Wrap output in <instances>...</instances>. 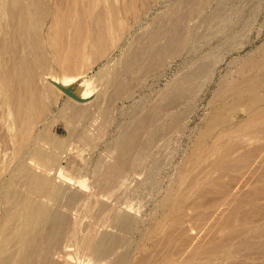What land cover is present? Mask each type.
Here are the masks:
<instances>
[{"label":"rangeland","instance_id":"374dc122","mask_svg":"<svg viewBox=\"0 0 264 264\" xmlns=\"http://www.w3.org/2000/svg\"><path fill=\"white\" fill-rule=\"evenodd\" d=\"M183 1L138 0L131 7L125 21L131 30L119 31L118 37L111 40L115 45L113 54L85 76L91 83L92 98L104 95L98 108L93 105L90 113L82 112L80 101L58 93L51 109L35 116L32 135L43 134L37 143L58 153L64 161L61 177L57 165L50 175L54 173L66 192L79 194L75 201H70L68 195L58 201L43 197L69 216L66 237L48 252L49 264H115L124 252L143 264H188L182 256L191 240L213 250L246 240L253 254L245 264H264V191L253 201L258 192L246 188L242 180L236 179V173L221 168L215 157H207L206 153L193 156L197 142L213 131L214 117L224 102L234 100L242 76L251 74L249 68L264 59V0H228L225 4L224 0H195L189 7ZM49 2L53 4L54 0ZM194 4L196 11L182 29L184 43L174 42L172 48L151 59L148 69L126 72L129 64L125 59L132 57L131 44L151 41L153 31L160 32L164 40L166 33L172 34L177 15L188 12ZM201 66L205 70L192 77ZM101 69L108 73L123 71L120 81L127 87L117 94L116 86L105 84ZM238 109L244 112L243 107ZM143 118L146 120L141 123ZM0 132L4 138L0 144V170L6 171L1 175V186L3 179L11 177L19 157L15 156L8 128L3 125ZM46 133L52 138H45ZM125 134L135 145L121 158L118 144ZM33 141L31 137L26 156L33 154L30 159L50 161L49 157L36 155ZM120 162V169L113 171L112 167ZM4 195L0 193V226L17 228L21 223L20 207L5 202ZM104 202H121L122 210L134 217L135 229L127 232L119 227L113 212L112 216L108 214L109 225H98ZM161 223L162 234L139 247L142 235L154 232ZM232 226H246L249 232H232ZM73 229L78 238L70 241ZM89 230L99 236L107 230L125 237V241L111 253L98 256L77 244ZM15 253L17 247L13 246L6 255Z\"/></svg>","mask_w":264,"mask_h":264},{"label":"bare ground","instance_id":"6f19581e","mask_svg":"<svg viewBox=\"0 0 264 264\" xmlns=\"http://www.w3.org/2000/svg\"><path fill=\"white\" fill-rule=\"evenodd\" d=\"M137 1L54 0L52 4L49 0H0V129L3 125L8 128L10 142L15 144V156L19 157L11 177L3 179L0 193H5V202H13L20 207L18 217L21 220L17 228L5 224L0 226V264H49L48 252H52L51 248L58 245L62 237H66L65 225L69 216H66V211L65 214L58 207H52L48 200L58 201L68 195L70 201H75L79 194L66 192L64 184L53 177L54 173L50 175L57 165L60 168L59 170L56 167L57 172L60 171L61 177L64 161L58 153L49 152L37 143V139H43V134L35 137L32 135L34 118L51 109L58 93L80 101L82 112L90 113L93 105L97 108L100 106L104 95L101 93L93 99L91 83H88L85 76L99 61L108 59L113 54L115 45L111 40L118 37L119 31L124 30L127 33L131 30L125 25V21ZM194 1L186 0L187 3L183 1V4L185 2L189 7ZM227 1L224 0L223 3ZM196 8L194 4L188 8V12L177 15L172 22V34L166 33L164 40L158 34L160 32L153 31L151 41L133 42L132 57L125 59L129 64L126 72L148 69L151 59L172 48L174 42L178 41L182 45L185 38L183 26L185 28L187 19ZM222 9L220 6V11ZM138 42L144 44L140 46L137 45ZM249 69L251 74L242 76L239 86L236 87L234 100L232 103L224 102L222 110L214 117L213 131L207 134V138L203 137L197 142L193 156L206 153L207 157H215L222 164L221 168L236 173L239 177L236 179L242 180L246 188L250 187V190L258 192L252 199L256 201L258 195L264 191V59L255 62ZM204 70L205 67L201 66L191 76ZM122 72L118 70L116 73H108L103 69L100 72L106 85L116 86L117 94L127 87L120 81L125 74ZM57 74L63 77H56ZM66 90L81 100L74 98ZM241 107L244 108L242 114L238 109ZM31 137L34 139L32 145L36 155L49 157L50 161H41L39 158L32 160L30 157L35 156L33 154L26 156ZM46 137L52 138L49 133L45 134ZM209 137L213 139L210 142L207 141ZM3 139L0 132V144ZM134 145L132 137L125 134L118 144V155L124 157ZM252 162L260 164L251 165ZM122 163L114 165L112 170H119ZM3 173L6 171L1 169L0 180ZM37 196L41 198L38 199ZM87 196L91 198V195ZM181 196L182 194L179 200L182 199ZM121 202L101 203L98 225H109L108 214L113 212L119 227L127 232L133 231L134 217L129 211L122 210ZM218 205L214 204L216 207ZM163 225L161 223L152 233H144L139 247L154 236L162 234ZM231 230L243 235L249 232L246 226H232ZM70 237V241L78 238L76 229H73ZM81 239V243L77 244L93 250L98 256L111 253L125 241V237L113 235L107 230L100 236L89 230ZM168 240L171 242L172 239ZM13 246L17 247V253L6 255ZM251 247L245 240L213 250L191 240L184 248L182 258H187L188 264H191L188 259L192 264H245L253 254ZM115 264L143 262H134L132 256L124 252Z\"/></svg>","mask_w":264,"mask_h":264},{"label":"water","instance_id":"95a60500","mask_svg":"<svg viewBox=\"0 0 264 264\" xmlns=\"http://www.w3.org/2000/svg\"><path fill=\"white\" fill-rule=\"evenodd\" d=\"M66 92H67L68 94H70L71 96H73L74 98H76L75 95H74L72 92H70L69 90H66ZM76 99L81 100L80 98H76Z\"/></svg>","mask_w":264,"mask_h":264}]
</instances>
